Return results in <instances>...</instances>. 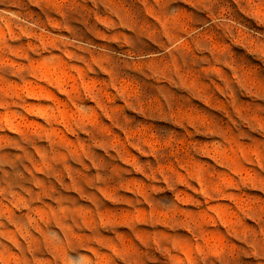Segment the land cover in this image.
Returning a JSON list of instances; mask_svg holds the SVG:
<instances>
[{"label": "rangeland", "instance_id": "1", "mask_svg": "<svg viewBox=\"0 0 264 264\" xmlns=\"http://www.w3.org/2000/svg\"><path fill=\"white\" fill-rule=\"evenodd\" d=\"M0 264H264V0H0Z\"/></svg>", "mask_w": 264, "mask_h": 264}]
</instances>
